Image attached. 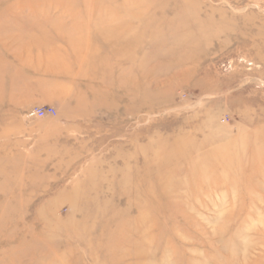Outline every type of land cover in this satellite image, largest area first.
<instances>
[{
    "label": "rangeland",
    "instance_id": "1",
    "mask_svg": "<svg viewBox=\"0 0 264 264\" xmlns=\"http://www.w3.org/2000/svg\"><path fill=\"white\" fill-rule=\"evenodd\" d=\"M0 264H264V0H0Z\"/></svg>",
    "mask_w": 264,
    "mask_h": 264
},
{
    "label": "built area",
    "instance_id": "2",
    "mask_svg": "<svg viewBox=\"0 0 264 264\" xmlns=\"http://www.w3.org/2000/svg\"><path fill=\"white\" fill-rule=\"evenodd\" d=\"M56 111L55 109L49 107V108H37L32 112V116H35L37 118H45L47 116H53L55 115Z\"/></svg>",
    "mask_w": 264,
    "mask_h": 264
}]
</instances>
